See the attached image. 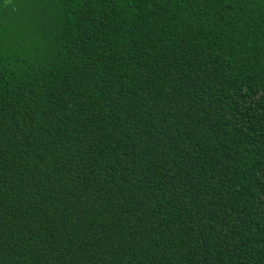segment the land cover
I'll use <instances>...</instances> for the list:
<instances>
[{"label": "trees", "instance_id": "trees-1", "mask_svg": "<svg viewBox=\"0 0 264 264\" xmlns=\"http://www.w3.org/2000/svg\"><path fill=\"white\" fill-rule=\"evenodd\" d=\"M0 264H264V0H0Z\"/></svg>", "mask_w": 264, "mask_h": 264}]
</instances>
